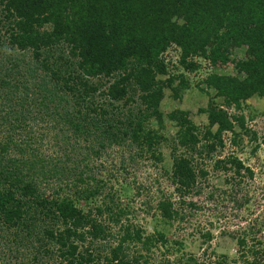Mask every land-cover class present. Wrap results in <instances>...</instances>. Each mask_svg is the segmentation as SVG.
Wrapping results in <instances>:
<instances>
[{
  "label": "trees",
  "instance_id": "1",
  "mask_svg": "<svg viewBox=\"0 0 264 264\" xmlns=\"http://www.w3.org/2000/svg\"><path fill=\"white\" fill-rule=\"evenodd\" d=\"M171 47L178 50L172 65L182 69L178 74L168 70ZM238 48L246 49L247 58L235 66L244 78L213 70ZM202 61L203 83L216 91L199 110L208 123L200 127L188 111L173 110L167 118L178 131L168 138L165 90L181 100L187 74L201 72ZM255 96L264 98V0H0V239L6 242L0 250L9 253L6 264H13L10 258L19 259L15 264H150L149 252L165 245L166 236L145 234L131 222L129 209L111 193V179L100 176L109 169L102 157L131 151L133 162L159 166L166 145L172 167L164 172L186 203L202 194L208 171L201 163L224 148V133H234L235 124L247 130L245 117L228 109L239 111ZM215 167L233 169L240 180L254 176L232 156ZM70 171L75 175L67 180ZM108 174L115 177L113 169ZM53 179L58 183L49 190ZM101 193L105 199L93 208L78 203L97 201ZM155 211L168 222L183 219L167 196ZM238 243L247 246L245 238Z\"/></svg>",
  "mask_w": 264,
  "mask_h": 264
},
{
  "label": "rangeland",
  "instance_id": "2",
  "mask_svg": "<svg viewBox=\"0 0 264 264\" xmlns=\"http://www.w3.org/2000/svg\"><path fill=\"white\" fill-rule=\"evenodd\" d=\"M165 58L169 71L176 74L182 71L173 70L172 67L178 62L176 48H169ZM245 58L246 49L238 48L233 51L231 61L216 68V72L244 78V74L238 72L235 66L238 60ZM202 62L201 72L187 74L190 86L182 93L181 100L173 99L170 89L165 90L161 110L166 126L163 133L168 138L175 137L178 131L175 123L167 118L173 110L188 111L190 119L200 127L208 123L207 115L199 110L207 108L211 98L216 99V91L207 89L203 83L207 63ZM217 102L222 104L221 99H217ZM228 113L243 115L247 130H241L235 124L234 133H224V148L218 147L211 159L201 163L208 171L206 180L199 184L202 194L188 197L186 203L179 202L174 186L164 172V169L170 171L172 167L171 151L166 145L162 148L164 162L159 166L144 158L133 162L130 159L131 151L110 150L108 155L102 157L100 162L107 163L109 169L100 176L111 179V193L116 194L120 204L129 209L131 222L143 228L145 234L160 232L166 236L165 245L159 243L149 252L150 264H247L244 260L251 264H264V98L252 97L239 111L231 108ZM153 124L156 127L155 121ZM233 139H236V143ZM47 146L50 145L45 144L43 149L49 150ZM231 156L242 161L254 176L249 178L246 174L240 180L234 176L233 169H216L217 159ZM95 164L100 163L94 160ZM111 169L114 178L108 174ZM70 175L67 180L73 179L75 174L70 171ZM56 182L58 180L53 179L48 189L52 190ZM103 196L102 193L97 196V201L79 199L78 203L88 210L100 204L105 199ZM161 196L176 202L183 219L179 217L168 222L155 211ZM188 202H194L195 206ZM114 230L118 231V228ZM242 238L247 240L245 248L238 243ZM3 241L0 239V248L6 246ZM136 247L138 249L139 246ZM254 250L260 252L254 254ZM142 253L146 254L144 251ZM8 257L9 253L1 251L0 264H6ZM10 259L13 264L19 261Z\"/></svg>",
  "mask_w": 264,
  "mask_h": 264
},
{
  "label": "built area",
  "instance_id": "3",
  "mask_svg": "<svg viewBox=\"0 0 264 264\" xmlns=\"http://www.w3.org/2000/svg\"><path fill=\"white\" fill-rule=\"evenodd\" d=\"M215 72H216V68H215Z\"/></svg>",
  "mask_w": 264,
  "mask_h": 264
}]
</instances>
